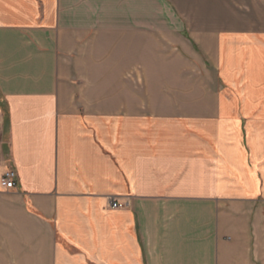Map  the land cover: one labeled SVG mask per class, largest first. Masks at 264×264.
<instances>
[{"label":"crops","instance_id":"obj_1","mask_svg":"<svg viewBox=\"0 0 264 264\" xmlns=\"http://www.w3.org/2000/svg\"><path fill=\"white\" fill-rule=\"evenodd\" d=\"M256 45L264 0H0V264H264Z\"/></svg>","mask_w":264,"mask_h":264},{"label":"rangeland","instance_id":"obj_2","mask_svg":"<svg viewBox=\"0 0 264 264\" xmlns=\"http://www.w3.org/2000/svg\"><path fill=\"white\" fill-rule=\"evenodd\" d=\"M227 69L226 77L232 78L231 67L240 68V76H237L238 82L233 83L234 89L238 92L248 93L250 106L256 105L260 108L259 115L264 118V47L251 46L245 52H238L235 55H228L226 59ZM223 83L220 84L219 90H225ZM254 105H253V104Z\"/></svg>","mask_w":264,"mask_h":264},{"label":"built area","instance_id":"obj_3","mask_svg":"<svg viewBox=\"0 0 264 264\" xmlns=\"http://www.w3.org/2000/svg\"><path fill=\"white\" fill-rule=\"evenodd\" d=\"M2 180L4 183V186L8 189H12L16 187L17 184V174L15 172V169L12 167V165H8L7 169L4 171L2 175ZM109 205L111 207H121L119 203L114 198H109Z\"/></svg>","mask_w":264,"mask_h":264}]
</instances>
